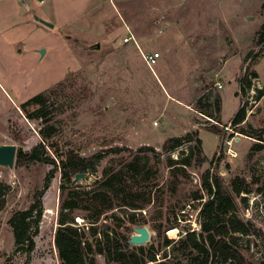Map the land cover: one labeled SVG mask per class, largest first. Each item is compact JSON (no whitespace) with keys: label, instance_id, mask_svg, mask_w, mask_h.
I'll use <instances>...</instances> for the list:
<instances>
[{"label":"rangeland","instance_id":"rangeland-1","mask_svg":"<svg viewBox=\"0 0 264 264\" xmlns=\"http://www.w3.org/2000/svg\"><path fill=\"white\" fill-rule=\"evenodd\" d=\"M263 4L264 0H26L17 26L0 25V145L29 153L44 142V131L59 154L73 151L91 157L123 149L90 170L86 179H72V187L88 190L107 172H126L134 158L150 162L164 197L156 196L144 210L118 207L108 214L113 218L103 220L115 228L116 218L121 219L119 231L128 240L136 228L150 230L149 242L131 249L159 251L165 237L171 239L167 232L159 235L156 228L161 225L177 226L175 242L185 230L200 232L201 204L209 198L202 191L203 175L217 171L236 200L237 218L257 230L235 234L233 241L248 261L264 264V147H256L264 142L245 134L252 128L264 135V99H258V91L264 90V44L257 45ZM129 33L137 44L125 42ZM143 54L159 58L150 67ZM241 84L247 88L244 95ZM40 94L46 96L43 103L29 109L45 117L29 118L21 105ZM242 108L245 123L235 128L231 121ZM213 126L222 134H214ZM195 132L202 141L201 155L196 140L163 152L167 140ZM143 147L154 151L141 152ZM48 154L59 164L54 149ZM201 158L207 161L201 163ZM171 160L179 162L175 170L168 168ZM182 160L189 165H182ZM0 182L11 188L0 212V264H61L54 241L61 215V171L52 164L15 163L13 169L0 167ZM172 186L178 190L175 196ZM39 192L43 216L34 237L36 248L27 255L16 250L9 220L15 211L28 209ZM201 193L204 200L192 199ZM182 207L185 217L179 215L175 221L173 208ZM68 214L78 226L89 225L80 212ZM131 214L135 224L127 221ZM162 256L158 252L157 258ZM97 261L106 264L103 257Z\"/></svg>","mask_w":264,"mask_h":264},{"label":"trees","instance_id":"trees-1","mask_svg":"<svg viewBox=\"0 0 264 264\" xmlns=\"http://www.w3.org/2000/svg\"><path fill=\"white\" fill-rule=\"evenodd\" d=\"M262 10L264 11V4ZM263 44L264 23L257 41L258 46ZM254 77L258 78L257 74ZM250 86L248 83L247 87ZM246 89L245 85L241 84L243 95ZM45 97V94H40L22 104L21 109L26 112L29 118H43L44 114L39 111H30L29 107L31 106L32 109L39 107ZM258 99H264V90L258 91ZM245 120L246 111L242 108L231 123L233 127L237 128L245 123ZM211 131L218 135L223 132L216 126H213ZM41 133L44 142L35 146L29 153L18 151L16 164L19 166L37 163L52 164L55 166V170L61 171L63 180L60 187L61 215L54 238L61 264H98V257L105 258L106 264H254L243 256L233 239L235 234H254L257 230L250 223H245L237 218L235 214L237 211L236 200L217 171L213 173L208 171L203 175L202 191L209 198L201 204L200 232L185 230V234L180 233L181 236L177 242L165 237L159 251L145 247L131 249L128 245V238L119 231L123 228L122 220L116 218L119 224L115 228H112L108 223H103V220L107 221L109 218H113L108 214L118 207L144 210L151 206L156 196L158 200L163 198L164 194L158 182V172L154 171L150 162L141 163L140 158H134L128 164L126 172L121 169L105 173L104 178L98 181L91 190L72 187L70 183L76 175L88 173L108 157L121 154L123 149L111 148L91 157H83L73 151L59 154L48 142L47 134L44 131ZM245 134L264 142V135L252 128ZM194 140H196L197 152L201 155L203 153L202 141L196 132L182 138L167 140L163 145V152H172L186 142ZM256 147L261 149L264 146L259 143ZM48 149H54L60 159L59 164L49 156ZM152 151L154 149L150 147L141 148V152ZM206 161V158H201V163ZM181 163L186 167L189 165L186 160H182ZM177 164L179 162L171 160L168 168L175 170L178 168ZM53 174L54 172L46 177L43 191L48 189ZM10 191L9 186L0 182V212L7 205V196ZM177 191L175 186L170 188L172 196H175ZM159 193L161 195H157ZM42 195L43 192H39L28 209L15 211L9 220L16 250L27 255L34 252L36 248L34 237L43 216ZM192 199L202 201L205 197L201 193L195 194ZM184 210L185 207L179 210L173 208L172 213L175 221L180 219L179 215L185 217V214L182 213ZM72 212H80L89 225L78 226L74 218H69L68 213ZM79 219L81 220V218ZM127 221L135 224V214H131ZM172 229L178 228L175 224L167 227L161 225L156 228L159 235L163 237L166 232ZM158 252H163L160 259L157 258Z\"/></svg>","mask_w":264,"mask_h":264},{"label":"water","instance_id":"water-1","mask_svg":"<svg viewBox=\"0 0 264 264\" xmlns=\"http://www.w3.org/2000/svg\"><path fill=\"white\" fill-rule=\"evenodd\" d=\"M39 2H43L44 0H38ZM40 23L53 28V25L42 20L37 19ZM17 147L15 145H0V167H5L9 169H13L15 167L16 158H17ZM87 177V173L78 174L75 176L76 181L84 180ZM151 233L150 230L144 226L141 228H136L134 230V235L131 236L128 241V245L133 247L135 245L143 246L147 244L150 240Z\"/></svg>","mask_w":264,"mask_h":264},{"label":"crops","instance_id":"crops-1","mask_svg":"<svg viewBox=\"0 0 264 264\" xmlns=\"http://www.w3.org/2000/svg\"><path fill=\"white\" fill-rule=\"evenodd\" d=\"M33 3L34 0H29ZM45 1V0H44ZM43 1V2H44ZM26 0H0V25L6 28L17 26L20 21V9ZM41 2V3H43ZM45 11V10H44ZM43 9L41 12L44 14Z\"/></svg>","mask_w":264,"mask_h":264},{"label":"built area","instance_id":"built-area-1","mask_svg":"<svg viewBox=\"0 0 264 264\" xmlns=\"http://www.w3.org/2000/svg\"><path fill=\"white\" fill-rule=\"evenodd\" d=\"M125 42H127V43L135 42L137 44L135 37L133 36L132 33H129V35L125 38ZM143 58L145 59L147 64L151 67L154 64H156V62L159 58V55H157V54H155V55L154 54H151V55L143 54ZM219 87L221 88V86H219Z\"/></svg>","mask_w":264,"mask_h":264},{"label":"bare ground","instance_id":"bare-ground-1","mask_svg":"<svg viewBox=\"0 0 264 264\" xmlns=\"http://www.w3.org/2000/svg\"><path fill=\"white\" fill-rule=\"evenodd\" d=\"M46 213H49V210H47ZM79 221H81V220L79 219ZM167 235H168L169 238L174 239L177 236H179V230L172 229V230L167 232Z\"/></svg>","mask_w":264,"mask_h":264}]
</instances>
